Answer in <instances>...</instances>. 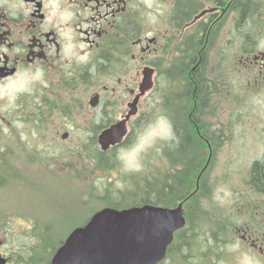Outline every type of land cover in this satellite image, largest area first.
Returning <instances> with one entry per match:
<instances>
[{
  "label": "flooded vegetation",
  "instance_id": "1",
  "mask_svg": "<svg viewBox=\"0 0 264 264\" xmlns=\"http://www.w3.org/2000/svg\"><path fill=\"white\" fill-rule=\"evenodd\" d=\"M145 79L151 87L140 94ZM15 83L28 89L11 109H0L1 150L14 147L3 139L19 124L39 137L26 145L97 149L105 156L99 162L114 170L117 151L147 121L143 100L161 93L168 135L149 148L150 184L155 154L164 178L173 162L164 153L187 145L200 151L191 163L202 166L189 197L210 198L213 184L200 180L218 149L246 152L245 159L234 155L238 165L226 174L239 183L230 190L220 253L204 254L201 240H193L200 244L195 253L171 255L170 245L159 264H216L224 256L227 264H264V0H0V89ZM122 121L123 141L101 151L99 135ZM4 218L0 264H51L65 239L45 253L36 230L47 226L27 221L30 245L20 244L14 239L23 237L24 223H14V232Z\"/></svg>",
  "mask_w": 264,
  "mask_h": 264
},
{
  "label": "rangeland",
  "instance_id": "2",
  "mask_svg": "<svg viewBox=\"0 0 264 264\" xmlns=\"http://www.w3.org/2000/svg\"><path fill=\"white\" fill-rule=\"evenodd\" d=\"M23 89H28V87L17 83L1 88L0 109L4 111L11 109L15 105L18 94ZM160 94L153 100H147V98L143 100L141 110L144 118L148 113L147 121L142 123L134 135H131V139L125 144V147L117 151L118 154L124 150L128 169L138 168L135 171H125L117 159V154L114 157L117 160V168L114 170L107 169L103 172L97 166V159L92 157L96 151H99L97 149H79L74 145L66 144L49 147L44 140L39 141L34 147L33 144L26 145V143L33 137V141H38L37 134L23 131V127L19 124L15 125L13 131H9L3 140L12 142L14 147L7 150L0 149V157H5L4 164L7 165L10 162V165L3 170L5 176H0V217L2 218L4 214L5 217H9V219L4 218V220L12 223L9 227L14 232L18 231L13 225L14 223H24L20 231L24 233L22 234L23 237L14 239L16 243L18 241L20 244L30 245L28 236L34 228L29 225L32 222L36 224L38 221L42 227H48L41 229L42 231L39 229L41 233L47 232V237L44 243L38 241V245L40 247L44 245L55 246L59 240L66 237L68 231L77 221L79 223L92 211L102 206L96 199L97 196L103 194V191L109 190L117 194L120 190H130L131 184L126 181L127 177L150 170L151 164H148L149 148L152 145L154 147L155 143L165 139L168 135L166 125L160 117L163 112ZM45 140L47 141V139ZM221 147L207 170V177L203 178L200 183L202 187L213 184L210 190L211 197L205 196L202 192L199 194L197 212H212L213 209L209 202L214 200L216 206L223 209L224 215L228 216L229 206L227 204L230 190L233 185L239 182L227 180L226 174L231 168L238 165L234 155L236 153L242 154V150L229 149L230 144ZM8 156H10V160L7 159ZM110 156H112L111 153L107 155V157ZM159 157L158 153L155 154L153 169L154 172L161 173L164 167L158 160ZM242 157L243 159L247 157L246 152L245 156L242 154ZM238 159H241V156ZM105 164L106 167L110 166L108 163ZM1 183L6 187L1 189ZM104 186L107 190L103 189ZM193 191L196 190L193 189ZM193 191L192 193H194ZM201 229L203 230V227ZM177 249L176 247L175 253H171V255L176 254ZM39 250L38 253H40ZM222 253L225 254L224 250ZM179 254L182 253L176 255ZM176 262L175 264H177ZM216 264H227L225 256Z\"/></svg>",
  "mask_w": 264,
  "mask_h": 264
},
{
  "label": "water",
  "instance_id": "3",
  "mask_svg": "<svg viewBox=\"0 0 264 264\" xmlns=\"http://www.w3.org/2000/svg\"><path fill=\"white\" fill-rule=\"evenodd\" d=\"M150 87L143 80L140 94ZM137 99L127 118L134 114ZM125 135V121L104 130L98 138L101 151L120 144ZM184 225L183 203L175 208L151 205L122 210L103 208L68 234L51 264H159L175 232Z\"/></svg>",
  "mask_w": 264,
  "mask_h": 264
},
{
  "label": "trees",
  "instance_id": "4",
  "mask_svg": "<svg viewBox=\"0 0 264 264\" xmlns=\"http://www.w3.org/2000/svg\"><path fill=\"white\" fill-rule=\"evenodd\" d=\"M174 110H177V106L174 107ZM188 138L189 137L186 134V138L182 139L181 142H187L189 140ZM198 152L200 153V151H197L192 147H189L187 145L182 146V144H180L179 149L173 148L170 149L168 153H164L167 158L172 159L173 161L169 163L170 169L168 170L169 175L167 177L163 178V175L161 174L162 172L160 173L155 171V175L153 176V184H150L148 180L149 172L147 170L145 172H139L127 177L126 181L130 182L131 184L130 190H120L117 194L109 190L106 192H102L103 194L97 196L98 198L96 199L102 206L100 208H97L95 211H92L87 217H84V220L82 219V221H80L79 223L77 221L75 225L68 231L67 235L74 228L85 225L88 219H90V217L94 213L104 207L117 210H122L130 207H140L143 205L175 208L180 203H183L185 225L182 229L175 232L173 239L174 241L168 249V253H175V249L171 251V247L178 248L176 254L195 253L196 250L194 249L197 248L200 244L193 242V240H201L197 242H202L201 245H203L204 249V251L202 250V253L208 255H218L220 252L215 250V246L219 245L220 241L218 242V240L225 239L226 237L228 218L226 215H224L225 213H223V209H221L220 207L214 208L213 211L209 213H203L204 211L197 212L198 209L196 207L198 203V197H189L193 189H195L196 178L198 177L200 169H202V166L198 167V164H192L189 159L193 158L196 154H199ZM92 157L97 159V166L99 169H101V171L104 172L107 169H112L108 165V167H106V164H104V162H99L105 157L101 152L96 151V153L93 154ZM4 158L5 157H1L2 162L0 165H2V171L0 170V174H4L3 170H5L6 166L10 165V162L7 165L4 164ZM178 159H186L187 162L182 165L176 162ZM5 187L6 185L4 186L3 183H1V189ZM187 197H189V199ZM185 207L188 210L185 211ZM203 222L208 223L204 224ZM201 227H203V230L201 229ZM36 233L37 240L44 243L47 237V232L43 231L41 233L40 230L37 229ZM63 239H65V237ZM180 239H186V241H188L184 245H180L177 242ZM61 240H59L55 246L44 245L41 248L43 249V251L46 248H50L52 249V253V251L60 245ZM212 241L214 243H212Z\"/></svg>",
  "mask_w": 264,
  "mask_h": 264
},
{
  "label": "clouds",
  "instance_id": "5",
  "mask_svg": "<svg viewBox=\"0 0 264 264\" xmlns=\"http://www.w3.org/2000/svg\"><path fill=\"white\" fill-rule=\"evenodd\" d=\"M117 159L121 162V165L123 166L125 171H135L138 170L137 169H128L127 167V161L125 159V154H124V150H121L118 154H117Z\"/></svg>",
  "mask_w": 264,
  "mask_h": 264
},
{
  "label": "bare ground",
  "instance_id": "6",
  "mask_svg": "<svg viewBox=\"0 0 264 264\" xmlns=\"http://www.w3.org/2000/svg\"><path fill=\"white\" fill-rule=\"evenodd\" d=\"M68 236V235H67ZM65 239H66V237H65Z\"/></svg>",
  "mask_w": 264,
  "mask_h": 264
}]
</instances>
